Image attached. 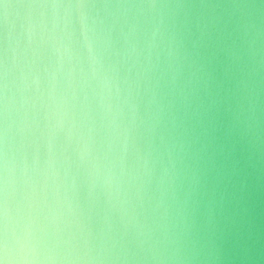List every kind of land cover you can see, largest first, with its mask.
Instances as JSON below:
<instances>
[{
    "label": "water",
    "instance_id": "95a60500",
    "mask_svg": "<svg viewBox=\"0 0 264 264\" xmlns=\"http://www.w3.org/2000/svg\"><path fill=\"white\" fill-rule=\"evenodd\" d=\"M0 261L264 264V0H0Z\"/></svg>",
    "mask_w": 264,
    "mask_h": 264
},
{
    "label": "clouds",
    "instance_id": "9594fccd",
    "mask_svg": "<svg viewBox=\"0 0 264 264\" xmlns=\"http://www.w3.org/2000/svg\"><path fill=\"white\" fill-rule=\"evenodd\" d=\"M0 264H4V262L3 261H0Z\"/></svg>",
    "mask_w": 264,
    "mask_h": 264
}]
</instances>
